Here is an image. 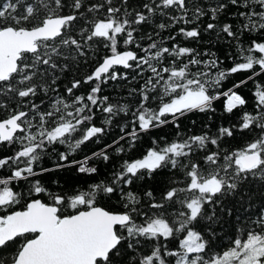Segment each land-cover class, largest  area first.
<instances>
[{
    "label": "snow or ice",
    "instance_id": "6c2138e0",
    "mask_svg": "<svg viewBox=\"0 0 264 264\" xmlns=\"http://www.w3.org/2000/svg\"><path fill=\"white\" fill-rule=\"evenodd\" d=\"M206 36L210 46L200 47ZM213 39L232 51L221 58ZM101 47L111 54L61 91V78ZM118 68L143 81L128 92L134 102L101 95L103 85L129 79ZM237 74L246 78L223 91ZM260 77L264 0H141L135 6L130 0H4L0 264H264V211L247 212L241 191L246 183L264 184ZM249 81L250 110L240 91ZM84 84L90 90L79 93ZM221 98L224 112L239 111V119L214 133L179 131L189 114L211 113V120ZM168 125L177 129L174 139L152 137L146 152L127 156L143 136ZM237 137L245 141L242 147L225 148ZM93 145L91 154L77 158ZM52 154V166H44ZM101 164L110 172L82 186L54 179L53 189L43 180L72 170L96 177ZM113 199L119 210H110ZM232 200L246 212V239L215 254L216 226L233 215Z\"/></svg>",
    "mask_w": 264,
    "mask_h": 264
},
{
    "label": "trees",
    "instance_id": "16d2710c",
    "mask_svg": "<svg viewBox=\"0 0 264 264\" xmlns=\"http://www.w3.org/2000/svg\"><path fill=\"white\" fill-rule=\"evenodd\" d=\"M4 0H0V3H3ZM92 2H95V0H92ZM141 2V0H130V3L132 5H137ZM229 20H231V16H229ZM207 22V18H205V21ZM79 27V25H78ZM151 31V27H148L146 29H142L141 31ZM171 31V30H170ZM168 33L162 32V36H167ZM246 39V37L244 38ZM181 37H177V41H181ZM142 43H147V41H142ZM168 46H171V41H168ZM188 46H197L195 42L192 41H184ZM211 45H215V47L212 48L213 51L216 52L218 56H223L227 54L228 52H231L232 49L227 48L225 42L221 40L219 44L215 41V39L211 40ZM209 41L207 36L205 37L204 44L200 47H208ZM219 49V50H218ZM111 53L104 49L103 47L95 50L94 54L89 55L88 63L81 62L79 64L78 69H73L69 74L62 77V83L60 84L61 91H63L64 87L68 84V81L75 78H82L89 74L93 68L95 67V64L97 61L101 60L104 56L110 55ZM231 64V61H225V66H229ZM118 71L129 72V79L127 81H119V82H110L107 85H103L102 87V93L101 95H108L110 97V100L113 103L120 102V103H129L134 102L137 98L136 97H130L128 95V92L131 88H138L139 85L143 82L140 80H132L131 77L135 74L131 70H125L122 68H118ZM246 78V74H237L229 80L225 81L223 85V91H227L228 88L232 86L233 82H238L240 79ZM261 81H264V77L259 78ZM91 85L84 84L82 85L81 89H79V93H87L90 90ZM253 85L252 82L249 81L248 85L244 87L241 91V94L244 95L249 100L248 108L249 110L252 107L253 100H252V92H253ZM215 107L217 109L215 116L212 117L211 120L208 119L209 114H200V113H192L189 114L187 117L182 118L180 123V129L179 131L186 134H200L201 131H209L211 133H214L216 131L217 126L219 125H227L231 122H235L237 119H239L240 112L237 111L233 114H227L224 112V98H221L218 100L215 104ZM101 119V114L97 113V122ZM195 120L196 123L193 124L192 121ZM124 120H121V123H124ZM205 125H210V128H206ZM119 131L118 128L110 130L109 136L106 137V142H111L112 138L116 133ZM177 129L172 126L168 125L163 129L154 130L151 134L143 136L142 140L138 143L137 148L132 150L131 152L127 153V156L129 157H139L142 152H146L147 148L150 146V141L152 137H159V136H168L170 139L175 138V132ZM244 140L240 137H237V139L230 142V144H225V148L231 147V149L235 150L239 147H242L244 144ZM103 143V142H102ZM96 146H90V148H85L84 152L79 153L77 158H82L84 153L91 154V150L94 149ZM61 150H63V147H61ZM10 151V150H9ZM54 162V154L50 156H46L44 161V166H52ZM120 161L117 158L115 160V163L118 164ZM100 175L92 178L83 177L80 174L76 173L75 170H72L70 172H64L61 171L56 174L52 175H46L43 180L46 185H50L53 189H56L58 186L56 184L51 183L52 180H59L61 185L65 187H70L73 184H77L79 182L80 186L83 185V182L87 180L89 183L94 182L95 180L103 178L104 175L108 174L110 172V167L101 164L100 166ZM159 179H165V177H160ZM156 181H149L148 183L151 185L155 183ZM139 184L143 185L145 182L140 181ZM23 190V189H18ZM243 195H244V205L247 207L250 205V207H247V212H261L264 211V184L260 183L259 181H253L250 183H246L242 189H241ZM250 197V198H249ZM23 204V201L21 202ZM111 205L113 206L110 210H119L121 208V205L118 201L113 199L111 201ZM230 207H233V215L231 217L225 216V220L227 223H224L223 225H217L216 226V236L213 238V244L214 247L212 249L213 253L215 254H222L223 251L228 250L230 247L233 246V242L235 239H246V232L248 231V228L245 227V221H246V212L244 208L241 207L240 204L236 203L235 200H232V203L229 205ZM16 210H21V206L17 205ZM11 211V209H10ZM239 217V218H238ZM256 217H253L255 219ZM259 230L258 228L256 229ZM176 242H173L169 245V247H175Z\"/></svg>",
    "mask_w": 264,
    "mask_h": 264
}]
</instances>
